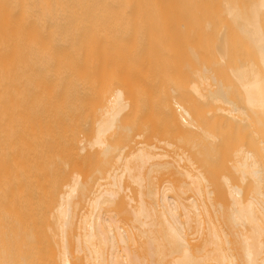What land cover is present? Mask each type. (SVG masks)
Listing matches in <instances>:
<instances>
[{
	"label": "bare ground",
	"instance_id": "bare-ground-1",
	"mask_svg": "<svg viewBox=\"0 0 264 264\" xmlns=\"http://www.w3.org/2000/svg\"><path fill=\"white\" fill-rule=\"evenodd\" d=\"M115 3L116 0H0V264H264V0L223 1L222 14L227 24L216 43V65L224 69L222 79L218 80L203 65L202 57L193 51L195 47L191 49L194 63L189 71V91L201 101L212 99L219 103L214 111L228 115L235 123L249 124L255 129L252 135L258 138L259 150L241 145L231 164L241 181L246 182V190L230 184L227 176L222 178L232 201L229 207L218 203L221 217H225L222 220L227 219L221 220L228 222L227 229L210 213L207 202L213 200L214 190L205 184L208 179L204 173L181 163L174 166V159L169 161L167 154L146 150L147 145L138 142H143V137L134 139L139 144L134 146L136 149L114 143L121 128L119 116L133 105H127L132 95L123 94V89L129 93L133 86L125 83V87L122 75L137 68L132 70L131 65L128 69L130 61L124 57H132L130 45L136 47L137 38L132 36L134 42L125 41V45L122 41L126 48L115 38L119 28L116 37L121 34L124 39H118L127 40L128 21L121 20L115 32L111 14L102 17V9H112ZM140 20L144 21L142 17ZM231 39L241 44L245 58L231 56ZM137 46L140 47L138 43ZM157 46L154 50L152 43L147 47L148 57V50L158 51ZM118 52L120 56L125 52L121 57L124 61H116L128 62L125 74L124 66L121 73L122 68L112 64L119 58L115 56ZM151 54L156 60L161 57ZM142 55L138 56L141 60ZM234 59L241 61L236 63ZM147 60L154 62V58ZM151 62L143 64L146 67L149 63V75L157 72L155 65L159 64L150 67ZM159 65L158 71L163 67ZM142 69L139 66L138 70ZM113 74L119 79L112 81L117 82L114 85L122 82L115 89L113 83L107 82ZM132 77L137 79L134 74ZM125 81L134 87L145 85L140 84L144 81L133 83L130 78ZM108 86L114 90L106 98L108 91L102 87ZM149 86L139 87L138 94L144 95L147 89L152 97ZM101 90L106 91L103 105ZM123 95L130 96V100L127 98V102ZM155 97L148 100L154 98L157 105L159 99ZM142 104H138L140 111L144 109ZM174 104L182 125L195 127L190 111L180 103ZM141 112L139 115L136 111L138 119L143 117ZM199 127L197 124L196 129ZM206 133L214 139L213 134ZM211 207L215 208L213 204ZM230 236L236 241L231 243H237L236 253L231 245L226 246L231 244Z\"/></svg>",
	"mask_w": 264,
	"mask_h": 264
},
{
	"label": "rangeland",
	"instance_id": "rangeland-1",
	"mask_svg": "<svg viewBox=\"0 0 264 264\" xmlns=\"http://www.w3.org/2000/svg\"><path fill=\"white\" fill-rule=\"evenodd\" d=\"M138 1H136V0H116V3H115V5L113 6L112 9H107V10L106 9L105 10L102 9V17L106 13L111 14V19H112V21L115 24L114 25L115 26V32H116V29L118 27L117 24L121 20L122 21L123 20H127L128 22H130V23H128L126 21L127 22V27H129V25H130L129 29L127 28L128 29L127 30L128 32L126 33L127 40H122V39H124V37L123 36L121 37V34H120V36L118 35V38L121 37L122 39H118L116 37V35L120 33L119 28H118V31L116 32L117 34L115 35V38L119 41L118 43H120L121 45L123 44V42H124V45H125V41H127L126 43L134 42V41H132V39L134 40V38H137L135 40V42H134L136 44V47L132 46V44L130 45L132 47V50H129V51H131L130 53H132V54H130V56H132V57L127 56L128 54L126 55L127 57L124 56L125 52H124V55H122V53H121L122 56H120V53L118 52V53L115 54V56H117L119 58H116V60L114 59L115 62L112 63V64H116L117 60L118 61L122 60L123 58L121 59V57H123V56L126 58L127 61L129 59L130 62H129V65H127V68L130 69L129 67L131 65H132L131 69H132V67H134V68L137 67L134 70L132 69L133 73L131 72V70L129 72L126 71L127 68L125 67L126 66L125 64L128 63V62H126V60H125V64H124V62L123 63L121 62L122 64L120 62L119 63L117 62L119 65L116 64L117 65L116 67L118 68V66H119V68H118L119 70H121L120 68H122V70H121L122 72L121 73H123L124 71H125L124 74L126 72L129 73V75L131 76L129 78L131 79V82H133V83H135L134 80L136 82L139 81V83L144 81V82H142L140 84L144 85V83H145L146 86L149 83L151 85V87L150 86L149 87L152 88L151 91H153V94H152L153 96L152 97H155V95H156L157 98L156 97L155 98L159 99V102H157V105H156V101L157 100L156 101L153 100L154 98L152 99V101L148 100V98L151 99L152 97H151V95H150V97L148 96L149 93H148L147 89H145L146 93L144 95L142 94L143 97L145 96L144 97L145 100H144V98L142 99L141 98L142 95L140 96L138 94V93H140V88L139 87H141V86H137L136 85L135 86L136 88H135L134 85H131L129 83L130 81H129V78L127 76L128 74L126 73L125 75H122L123 77L127 76L126 78L124 77V80L120 78L121 80H123L122 82H124L123 84L125 85V87H127L126 84L127 85L129 84V86H133L132 88L128 86L129 88H131V89H129V91L132 90V91H130L131 93L130 92L126 93V91L128 89L125 91L123 89L124 87L121 86L122 89H123V94L125 92V95H127V96H128V94L132 95L131 97H133V98H131L129 96L131 98V100H132V102L130 101L131 103L128 102V100H127V98H129V97H126L124 95H123V97H125L126 98L125 100L129 103L127 105L133 104L132 106H128L129 109H131V107H132L133 110L132 109L129 110V111H131V113H130L131 115H128L129 111L127 113L125 111L126 114L124 113L123 116H119L120 119H122V120L119 119V123L121 122L119 124L121 128L119 129V132H118L119 133L118 139H115L116 142L114 141V143H117L119 145V147L125 146V149L128 146H129V148L136 149L139 144L143 143L142 146H146V145L148 146V147L147 146L144 147V148H147L146 150L149 151L150 148H151L152 149L151 151L153 153L158 151L157 153L167 154V159L169 158V161L170 160L173 161V159H174V163H173L174 166L175 165L179 166L177 164L181 163L180 166H183V167L187 166L188 168H193L194 167L192 169L194 172H196L195 170H197V171L199 170L201 173H204L203 175H205V177L208 179V182H209V183L206 182L205 184H208L209 190H212V191L214 190V193H212L213 200L210 201V198H208L209 201H210V204H209V202H207L208 206L210 208L209 210H210L211 215L213 214L212 215L213 218L215 217L214 219L217 220L219 218L218 221H220L219 224L221 225L227 219H224V221L222 220L225 217L224 216H223V218L221 217L222 216L221 214H223V213L221 212V210H219L220 209V204L221 205L223 204V207H229V205L232 202L231 198H229V196H228V188L224 184L225 181L222 178L227 176L228 179L230 180V182H229L230 184L238 185L239 187H241L243 189L247 185L246 182H244L242 180L244 182L243 183L241 181V178L239 177V175L236 174L235 171H234V168H232L233 167L232 165L234 164V153L241 145H245L247 148L254 149V150H257L259 148L257 146L258 144L256 143V142H258L257 141L258 138L255 139L256 136L252 135L253 133H255V129L253 127L252 128L254 130L251 129V126L249 124L248 125H247V123L244 124L241 121H239L238 123L236 122L237 123L236 124L235 121L231 117H229L228 115H226L224 113L222 114V112L219 113L220 111H218V110L214 111L215 109H217L218 105H220L219 103L217 104V102H215L212 99H211V101H210V99L208 101L207 100H202L201 101V99H198V97L193 92H191V89L189 91V88H190L189 86L190 85H188V84L190 83V80H191L190 75H189L190 74L189 71L192 70L193 67L191 65L194 63L193 62L194 61V58H193L194 56L191 55L192 54L191 49H194V47L196 49H194L193 51L196 50V54L198 53L199 58L202 57L201 60L203 62L202 61L201 62L203 63L204 66L208 67V68L207 67L206 68L209 69V71H212L210 73L215 74V76L217 77L218 80L223 78V75L220 74L222 67L219 68L218 67L219 65L218 64L216 65V62L218 61V59L216 58V53H218L216 51V45H217L216 43L219 42V38L221 37V34L224 31L225 26L227 24L226 23L227 21H226V19L224 18L223 14H222L223 1L224 0H142L143 3H141V0H138ZM241 1H243L245 3H248L251 0H241ZM116 5H117V7H116ZM135 9H137V10H135ZM138 10H140V11H138ZM104 11H108V12H104ZM136 11H137V14H136ZM145 11H146V13H145ZM115 12H116V14H115ZM141 13H143V14H141ZM144 14L146 15L145 17H144ZM126 15H127V17H126ZM123 17H125V18H123ZM131 17H132V19H131ZM141 17H142V20L144 19V21L140 20ZM134 19L137 20V22H135ZM132 20H133V22H132ZM115 21L117 23H115ZM140 21H141V23H140ZM135 23H136L138 29H137ZM140 25H141V27H139ZM133 28H135L136 33L134 32L135 30H132ZM131 30H132L133 34H131L132 33ZM137 31L139 32V34H138ZM144 31H147V32H144ZM146 33H148V34L146 35ZM129 35H130V37L128 38ZM135 35L136 36L138 35V36L136 37ZM232 37L235 38V36H232ZM144 38H146V39H144ZM147 38H149L148 41H147ZM152 39H153V41H152ZM117 40L115 41L116 43H117ZM128 40L130 42H128ZM142 40H145V41H142ZM139 41H141L143 43H140ZM157 41L160 42V43H158ZM237 41H238L237 39H236V41H235V39H231V48L229 50V53L231 54L232 57H234V58H236L238 60V58L239 59H241L242 57L245 58V54H244V51L242 50L241 46H239L241 44L238 45L236 43ZM115 42H114V45L116 47L118 45V43L116 45ZM136 42L139 44L140 47L137 46ZM147 43H148V45L150 44L149 47L147 46ZM151 43H152V47H151L152 49H153V47L155 49L156 46L158 45L157 46L158 51H157V49L155 51H153L154 49L153 50L149 49L151 51V52H149V50H148L149 57L153 56V54H151L153 52L158 53L159 54V55L157 54L158 57L161 54V57H159V58H162V59L160 61H159V58L157 60L155 59V57H156L155 55L152 58L148 57V55L146 53V49H147V47L150 48ZM155 43H157V44H155ZM120 44L118 45L119 48H120ZM124 45H122V46H124ZM122 46L120 48L121 50L123 49ZM126 46H127V44H126ZM130 46H129V48H130ZM145 46H146V48H145ZM118 47H117V50L119 51ZM124 48H126V47L124 46ZM129 48H127L125 50L127 51ZM133 48H135V50H133ZM143 48H145V49H143ZM139 49H141V50H139ZM114 50H116V49H114ZM129 51H127V52H129ZM142 52H144L146 55H142ZM136 53H138V54H136ZM141 55L146 57L149 60L154 58V62H151V61H148V60L146 61V58H145V61H144L143 60L144 57H142V60L139 59L138 56H141ZM135 57H136V59H135ZM133 58L135 59V61H132ZM230 59H231L230 61L233 60L232 58H230ZM236 59H234V62L236 61ZM162 60H163V62H161ZM122 61H124V59ZM141 61H142V66H144L147 62H151L150 67H153L151 65L154 64V63H156V64L159 63L160 64V62H161V65H159V64L155 65L154 64L157 67V72H155V71H154L155 73L153 71H152L153 73L151 72L152 73L151 75L156 74L152 78V79H154V81L151 80V75H149L150 73H148V72L151 71V70L148 69L149 63L146 66L147 68L144 66L145 70L147 71L148 75L150 76V77H147L148 75L145 76L146 75V71L142 69L143 67L140 64ZM143 61H144L145 64L143 63ZM240 61L241 60H239L238 62H240ZM138 62H139L140 65L138 64ZM234 62H232V63H234ZM238 62L236 61V63H238ZM162 63H163V65H162ZM189 63H191V64H189ZM136 65H138V66H136ZM158 65L159 66H163V67H161L162 69H160L159 71H158V69L160 67L158 68ZM121 66H124V69L125 68L126 69L123 71V67H121ZM139 66L142 69L141 70L142 73H145V74H142L141 71L138 70ZM155 66H154V68H155ZM117 68H116L115 72H117ZM222 70H224V69H222ZM113 71H114V69H113ZM134 71H135L136 74L134 73ZM138 71H139V73H140V75L142 77H140V75L138 74ZM160 71L161 72L163 71L164 74L161 75ZM119 72L120 71H118L117 74ZM133 74H134V76H136L137 79L132 77ZM115 75L114 74H113V76L111 75L112 77L110 76L109 79H107L108 80L107 82L108 83L111 82V84H112L114 81H118L119 80L118 79V75L116 77H115ZM137 75H138V77H137ZM143 76H145L147 78L145 79V77H143ZM163 76H165L166 78L163 77ZM119 77H121V76L119 75ZM160 77L161 78L163 77L162 81H160L161 80ZM140 78H142V79L144 78L145 80H141ZM125 79L128 80L129 82L127 83L125 81ZM150 80L153 81V83L155 82L154 85H152L153 83ZM158 82H159V84H157ZM115 83H117V82H115ZM115 83L112 84V88H113V85ZM139 83H137V84L140 85ZM162 83H163V86H161ZM118 84H119V82H118ZM118 84L114 85V89L117 88V86L119 87L120 84L119 85ZM166 84H167V86H165ZM215 84L216 83H214L213 86ZM145 85L142 86L141 88L146 87ZM109 86L107 87V89L110 88L108 90L106 88L102 87L103 90L108 91V93H107L106 91H102L101 90L102 91L101 92L102 93V95H101L102 98L105 97V96H103L105 94L104 92H106V94H107L106 98H107L109 96V94L114 90V89L112 90V88L109 87ZM152 86L156 87V89L158 87L159 91L161 89H163L162 91H160L161 94H163L162 95L163 98L161 97V94L159 93V91H157L156 89H153ZM164 86L167 89L164 88ZM169 86H170V88H169ZM213 86H212V89L215 88ZM136 89H139L138 90L139 92ZM148 90H150V89H148ZM168 95H169V97H168ZM102 98H101V100H102V102L103 101L104 102L103 103L101 102V105H103L106 102V99L105 98L102 99ZM130 98H129V100H130ZM166 98H168V99H166ZM137 99H138V101H137ZM171 99H172V101H171ZM166 100H167V102H166ZM133 101H135V102H133ZM148 101L152 102V104L150 102H148ZM153 101H154V103H153ZM213 101L215 102V104L213 103ZM137 102H139V103H137ZM206 102H207V104H206ZM148 103L151 104V105H149ZM159 103H161V104H159ZM174 103H180L183 106H185V108L190 111L192 119L195 121L194 124L196 126L198 124V127L200 126L202 130L200 129V127L198 129H196V126L193 127V128L192 127H184L182 125V123H181V119H180L181 116H179L180 112H179V110H177L178 107ZM136 104H137V107H138V110H139L138 114L140 115V112L142 111L140 117L143 116L144 118L143 117L142 118L139 117L140 119H138V114L136 113V111H138L137 107H136ZM138 104L139 105H141V104L144 105L145 104L146 107H145V105L142 106V108H144V109H141V111H140V107L138 106ZM133 106H134V108H133ZM127 109L125 108V110H127ZM171 109H172V113H171ZM211 110H213V112ZM158 112H159V114H158ZM194 112H195V114H194ZM215 112H217V114ZM133 113H134V115H133ZM150 113L151 114L154 113V114L151 115ZM130 116L132 117V121H131V117ZM133 116H134V118H133ZM146 116L148 117V119H147ZM161 116H163V117H161ZM127 117H128V119H127ZM136 117H137V119H136ZM124 118H126L127 121ZM161 118H162V120H161ZM210 118H211V121H210ZM146 119L148 121H143V120H146ZM168 119H169V121H168ZM125 122H126V124H125ZM139 122H141V123L139 124ZM172 124H174V125H172ZM124 125H125V127H123ZM245 125H247V126L245 127ZM138 126H140V127H138ZM249 126H250V129H249ZM150 127H152V128H150ZM137 128H138V130H137ZM202 131L203 132L205 131V133L208 132L210 134H213L214 135V139H213V137H207V133L206 134L204 133L205 134L204 135ZM152 132L154 134H151ZM169 133H170V135H169ZM250 135H251V137H250ZM142 137H143V142H142V140H139L140 138L142 139ZM181 137L182 138L184 137V139H185V140L183 139V142H182L183 144H180L181 143ZM154 138H156V139H154ZM210 138L213 139L214 141L211 140ZM134 139L137 140L139 142V144H138V142L136 143V141ZM113 140H112V142H113ZM125 141H126V143L128 142V144H126ZM134 141H135L136 145L133 143ZM152 141L153 142L155 141L154 144H153ZM159 141H160V143L162 142L161 145L159 144ZM190 141H192V142H190ZM150 142L152 143L153 146H155L154 148L151 147L152 145H151ZM222 142L225 143V144H222L223 147L221 146ZM167 144H168V146H167ZM169 144H171L172 146H170ZM227 144H228V146H227ZM194 145H195V147H194ZM160 147H162L163 149H161ZM165 147H168L169 149L165 148ZM211 147H212V149H211ZM224 147H226V149ZM129 148H127V150ZM175 148H176V150H175ZM222 148H224V150H222ZM164 150L166 152L167 151H169V152L166 153ZM220 150L222 152H220ZM198 153H199V155H198ZM175 156L178 157V158L176 159ZM179 156H180V158H179ZM217 156H218V159H217ZM170 157H171V159H170ZM182 158H186L184 162L181 160ZM188 159L190 160L189 162L187 161ZM192 161H194V162H192ZM175 162H176V164H175ZM193 163L196 164V165H194ZM132 185L134 187V184H132ZM245 188H247V187H245ZM244 190H246V189H244ZM208 199H207V201H208ZM242 199L243 200H247L248 198H242ZM218 203H220V204H218ZM212 204H213V206H215V208L211 207ZM82 205L83 204H81L80 208L82 207ZM212 208H214V210ZM219 211L221 212V214H220ZM214 212L216 214H220V215H217V217H216V214L214 215ZM227 223H225V224L223 223L222 224L224 228H226ZM228 228H229V226H228ZM228 238H229V241L231 243L233 241V237L230 236ZM198 241L196 240L197 243H198ZM196 242H195V244H196ZM236 244L237 243H235V244L234 243H231V244L228 243V245H227V243H226V246H229L228 248H230V245H231L232 250H233L234 248L236 249V247H234V246H236ZM237 248H238V246H237ZM235 249H234V251H232V250L231 251L234 252V253L238 252V250L235 252Z\"/></svg>",
	"mask_w": 264,
	"mask_h": 264
}]
</instances>
